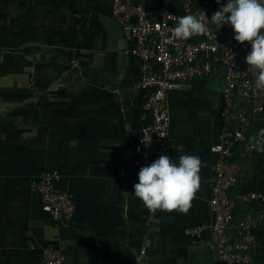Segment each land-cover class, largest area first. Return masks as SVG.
Returning a JSON list of instances; mask_svg holds the SVG:
<instances>
[{
  "label": "crops",
  "instance_id": "crops-1",
  "mask_svg": "<svg viewBox=\"0 0 264 264\" xmlns=\"http://www.w3.org/2000/svg\"><path fill=\"white\" fill-rule=\"evenodd\" d=\"M112 2L0 0V264H45L50 246L67 264H133L142 247L144 264H221L210 199L212 147L226 127L223 74L168 93V156H199L200 186L186 213L150 215L132 191L137 172L122 159L150 119L133 41ZM262 128L264 111L245 130L254 149L243 156L237 146L230 193L241 217L258 219L252 264H264V152L253 139ZM52 170L61 175L56 190L74 201L71 221L55 220L30 188Z\"/></svg>",
  "mask_w": 264,
  "mask_h": 264
},
{
  "label": "built area",
  "instance_id": "built-area-1",
  "mask_svg": "<svg viewBox=\"0 0 264 264\" xmlns=\"http://www.w3.org/2000/svg\"><path fill=\"white\" fill-rule=\"evenodd\" d=\"M223 3L226 0H221ZM219 7L216 0H161L158 6L137 0H113L112 15L121 24L125 38L133 41L130 52L139 62V85L146 92L143 108L150 119L137 143L124 149L122 159L138 174L142 166H148L161 155H168V93L195 79L223 74L225 104L222 115L226 127L219 143L212 147L218 155L210 199L216 213L212 230L217 238L221 264H252L251 250L256 242L253 230L258 219L241 217L230 193L240 171L235 158L237 146H242L243 156L255 147L247 139L245 129L264 111V90H258L255 84L257 70L245 63L250 44L235 41L229 25L220 28L208 20ZM187 14L203 20L207 31L187 40L173 39L172 32L179 17ZM60 177L57 170L46 171L32 178L30 188L55 220L68 222L74 217L75 204L69 193L56 190L55 183ZM256 197V193H251L243 200ZM148 212L152 215L156 210L148 209ZM203 229L198 227L189 233L200 234ZM146 254V248L142 247L133 264H144ZM43 261L45 264H67L63 252L54 246L44 249Z\"/></svg>",
  "mask_w": 264,
  "mask_h": 264
},
{
  "label": "clouds",
  "instance_id": "clouds-1",
  "mask_svg": "<svg viewBox=\"0 0 264 264\" xmlns=\"http://www.w3.org/2000/svg\"><path fill=\"white\" fill-rule=\"evenodd\" d=\"M219 9L211 16L218 27L229 25L234 40L250 44L245 63L257 70L255 84L264 90V0H216ZM207 19V18H206ZM207 31L203 20L187 14L179 17L173 39L187 40ZM256 150L264 152V128L254 138ZM201 160L197 155H181L178 162L161 155L137 174L133 193L150 210L186 213L200 186Z\"/></svg>",
  "mask_w": 264,
  "mask_h": 264
},
{
  "label": "trees",
  "instance_id": "trees-1",
  "mask_svg": "<svg viewBox=\"0 0 264 264\" xmlns=\"http://www.w3.org/2000/svg\"><path fill=\"white\" fill-rule=\"evenodd\" d=\"M246 130V129H245ZM237 150H238V148H237ZM237 156H238V152L236 153V155H235V158H236V160L238 161V158H237ZM238 182V181H237ZM237 185V184H236ZM235 185V186H236Z\"/></svg>",
  "mask_w": 264,
  "mask_h": 264
}]
</instances>
